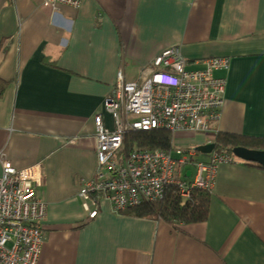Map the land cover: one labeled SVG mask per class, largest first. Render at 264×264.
Here are the masks:
<instances>
[{"label": "crops", "instance_id": "1", "mask_svg": "<svg viewBox=\"0 0 264 264\" xmlns=\"http://www.w3.org/2000/svg\"><path fill=\"white\" fill-rule=\"evenodd\" d=\"M45 1L0 0V156L18 170L40 166L44 175L38 264H264L257 163L236 157L219 167L209 218L200 223L116 213L103 195L89 219L80 195L97 181L95 116L113 128L103 103L116 94L119 73L141 82L173 47L188 69L231 61L214 72L227 81L220 118L209 133L178 134L176 146L196 150L229 133L264 151V0H84L55 12Z\"/></svg>", "mask_w": 264, "mask_h": 264}, {"label": "built area", "instance_id": "2", "mask_svg": "<svg viewBox=\"0 0 264 264\" xmlns=\"http://www.w3.org/2000/svg\"><path fill=\"white\" fill-rule=\"evenodd\" d=\"M83 1L46 0L43 8L49 12L59 5L80 8ZM203 63V69H188L180 48L173 47L154 59L155 70L141 82H127L123 71L119 73L116 94L103 103L113 128L106 126L102 114L95 116L99 171L97 181L86 184L80 193L89 219L97 217L101 195L116 213H123L163 201L171 188L185 200L195 190L212 193L219 167L237 164L234 155L216 147L203 162L195 149L176 146L178 134L209 133L224 106L227 81L214 72L229 70L231 61L213 58ZM154 130L171 134V149L123 153L128 134ZM0 159V264H38L48 211L37 194L44 175L40 166L18 170L4 153ZM189 168L194 170L190 178Z\"/></svg>", "mask_w": 264, "mask_h": 264}, {"label": "trees", "instance_id": "3", "mask_svg": "<svg viewBox=\"0 0 264 264\" xmlns=\"http://www.w3.org/2000/svg\"><path fill=\"white\" fill-rule=\"evenodd\" d=\"M216 149L220 153H232L234 148L250 149V143L242 136L220 133L217 136ZM172 148V136L163 130L128 134L125 138L123 153L134 149L139 150H169ZM264 169V167H263ZM211 193L195 190L190 199L180 197L174 188L168 190L165 199L153 204H144L138 208L127 210L139 218L164 219L170 223H200L209 218ZM126 212V211H125Z\"/></svg>", "mask_w": 264, "mask_h": 264}, {"label": "water", "instance_id": "4", "mask_svg": "<svg viewBox=\"0 0 264 264\" xmlns=\"http://www.w3.org/2000/svg\"><path fill=\"white\" fill-rule=\"evenodd\" d=\"M215 147V144H208L196 148V151L202 154H211L214 151ZM232 153L235 157L245 162L257 163L264 167V151L237 147L233 149Z\"/></svg>", "mask_w": 264, "mask_h": 264}, {"label": "bare ground", "instance_id": "5", "mask_svg": "<svg viewBox=\"0 0 264 264\" xmlns=\"http://www.w3.org/2000/svg\"><path fill=\"white\" fill-rule=\"evenodd\" d=\"M125 142V141H124ZM123 148H124V144H123Z\"/></svg>", "mask_w": 264, "mask_h": 264}]
</instances>
